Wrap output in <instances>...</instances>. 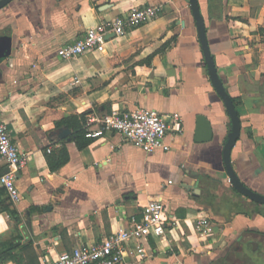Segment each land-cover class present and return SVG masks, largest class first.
<instances>
[{"label": "crops", "instance_id": "crops-1", "mask_svg": "<svg viewBox=\"0 0 264 264\" xmlns=\"http://www.w3.org/2000/svg\"><path fill=\"white\" fill-rule=\"evenodd\" d=\"M197 3L240 122L232 169L264 196V0ZM147 5L162 11L109 37L102 51L57 55L96 23ZM1 36L11 38V52L0 62V116L26 160L16 174L19 223L0 212V253L9 242L18 247L0 264H41L95 243L139 221L152 197L165 204L166 234L149 239L150 257L140 264H264V204L228 182L231 122L208 77L189 0H13L0 10ZM111 108L177 116L178 129L164 138L169 149L145 153L116 133L76 142L81 115ZM70 117L75 130L63 122ZM200 117L209 138L197 136ZM65 126L68 140L58 139ZM2 202L10 203L1 189ZM200 217L212 223V238L195 232Z\"/></svg>", "mask_w": 264, "mask_h": 264}, {"label": "built area", "instance_id": "built-area-1", "mask_svg": "<svg viewBox=\"0 0 264 264\" xmlns=\"http://www.w3.org/2000/svg\"><path fill=\"white\" fill-rule=\"evenodd\" d=\"M161 11L159 5L132 6L121 15L96 23L72 44L60 47L57 55L62 59H71L90 51H102L109 37L125 35L130 29L155 18ZM178 125L177 116L168 121L152 109L111 108L105 114L94 111L87 113L84 135L88 139H99L106 134L116 133L139 150L151 153L169 149L164 138L170 128L178 129ZM51 150V147L46 149L48 153ZM25 160L24 154L12 142L6 123L0 116V169H8V172H0V188L12 205L21 200L16 174ZM166 221L164 202L159 197H152L142 206L140 220H133L129 228L119 226L95 243L78 244L70 251L56 254L51 261L43 259L41 264H123L127 259L140 264L150 257L149 239H158L166 234ZM193 228L201 237L212 238L214 229L207 217L197 218Z\"/></svg>", "mask_w": 264, "mask_h": 264}, {"label": "water", "instance_id": "water-1", "mask_svg": "<svg viewBox=\"0 0 264 264\" xmlns=\"http://www.w3.org/2000/svg\"><path fill=\"white\" fill-rule=\"evenodd\" d=\"M12 1L13 0H0V10L3 9L6 5H8ZM189 4H190L191 13L195 20V25L198 32V39L204 57V62L207 67L208 77L210 79L212 87L215 89L219 98L223 102L231 122V131L228 134L227 141L223 147V163L229 182L238 193L244 195L245 197H247L248 199H250L255 203L264 204V196L246 187L232 169L231 160H230V151L239 137V133H240L239 118L236 113L232 100L228 97L226 91L223 88L222 81L218 77L214 65V61L211 58L208 42L206 39L204 23L199 13L197 0H189ZM10 52H11V38L7 36H1L0 62L3 59H5L8 55H10ZM196 131H197V136L202 134V132L203 133L206 132V134L208 133L207 134L208 138L210 137V131H211L210 124L208 123V121H206L204 117H200L197 119ZM68 134H69V129L66 126L60 128L58 133V139L66 138ZM66 139L68 140V138ZM5 172H8V169H6Z\"/></svg>", "mask_w": 264, "mask_h": 264}, {"label": "trees", "instance_id": "trees-1", "mask_svg": "<svg viewBox=\"0 0 264 264\" xmlns=\"http://www.w3.org/2000/svg\"><path fill=\"white\" fill-rule=\"evenodd\" d=\"M85 115H81V117H80V119L83 121L82 122L83 123V129H80V125L77 124V126L79 128H78V131H76V134L74 135V139L76 140V142L79 139V137H82V136L85 137V135H84ZM71 121H76V120L74 119V117H70L69 119L63 120V122L68 125V127L75 130L77 127L75 126V123L71 122ZM57 125L59 126L60 124L58 123ZM78 145H79V142H78ZM0 190H1V188H0ZM1 211L6 212L8 217L15 224L19 223L18 213L11 203L5 204L4 202H2L0 205V212ZM17 247H18V244H16V243H13V242L7 243L5 245L4 251H2V253H0V260H6L7 258H9L11 256L12 251H14L15 248H17Z\"/></svg>", "mask_w": 264, "mask_h": 264}]
</instances>
